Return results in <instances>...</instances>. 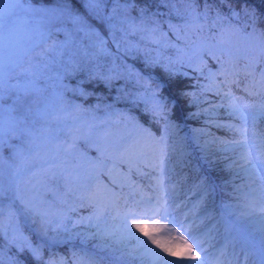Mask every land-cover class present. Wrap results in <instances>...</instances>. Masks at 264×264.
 Listing matches in <instances>:
<instances>
[{
  "label": "trees",
  "instance_id": "obj_1",
  "mask_svg": "<svg viewBox=\"0 0 264 264\" xmlns=\"http://www.w3.org/2000/svg\"><path fill=\"white\" fill-rule=\"evenodd\" d=\"M31 1L37 3L50 0ZM69 2L74 11L87 18L92 28L104 37L111 55L100 56L97 61L89 64L98 73L95 78H90L88 70L64 76L62 82L69 89L77 91L63 92L64 102L57 105L54 116L46 123L51 131L35 141L39 145V155L34 162L32 156H28L27 160L14 161L12 149L7 146L0 152L9 175L8 192L13 197L7 203L17 213L15 219L10 218L7 213L4 215L3 211L0 213V228L6 234H0V251L3 258L13 260L16 264H48L50 260L63 261V264H88V261H94L95 264H141L119 246L99 247L102 243L98 239H83L77 235L56 239L41 234L31 212L20 209L15 204L19 199L15 197L32 201L40 218H49L51 222L54 221V214L64 216L69 212L78 213L79 209L95 210L103 207L112 211L125 206L139 208L145 205L135 198L134 190L139 187L141 191L151 193V198L159 194L157 182L153 181L159 175L156 168L159 161L152 160L151 157L141 161L139 170L134 167L130 178L126 162L117 163L112 176L106 174V169L104 174L99 175V183L106 185L108 190L99 189L95 201L87 199L92 192L97 191L96 179L89 178L88 175L90 161L97 160L101 155L97 148L114 151L138 140V129L143 128L157 139L165 137V158L169 162L165 179H169V185L175 189L177 198L189 197L195 201L200 199L208 207L211 206L212 211L234 210L242 194L241 182L246 176L240 170L231 169L233 163L229 161L234 156L224 148L218 149L213 134L236 136V131L228 125L238 121L231 115L206 112L208 105L204 100L213 98L217 103L229 102L217 94L215 87L205 90L211 83L207 77L209 72L219 73L221 62L229 56L241 61L247 57L250 51L247 45L250 42L226 30L229 24L242 27L245 21L243 17L233 16L230 11L237 6L236 0H225L223 3L221 0H207L212 11L207 17L201 15L199 19L185 16V9L188 7L185 0H169V5L175 6L172 10L169 6H159V0H119L121 5H130L127 15L138 24L141 20L140 8L144 6H147L149 14L160 13L155 19L163 21L161 31L155 35L136 33L124 37L119 31V19H97L86 11L79 0ZM195 2L199 6L198 11L203 13L205 0ZM244 4L264 20V0H239V6ZM110 6L113 7V0H102L103 16H109L106 11ZM169 22L175 26L174 29H169ZM110 23L117 28L115 42L110 35ZM152 26L151 20L146 19L145 27L150 29ZM261 27L264 24H258V30ZM61 33L54 34L60 37L59 41H63ZM52 39L53 37L48 44H51ZM153 40H158L159 43H154ZM233 41L244 44L243 53L234 54L225 48ZM117 42L120 43L119 49ZM200 59L205 64L203 74L195 70ZM114 65L115 72H123L125 68L133 69L143 78L144 84L138 85L135 80L120 78L113 79L109 86L99 79V76L114 75L115 72L109 73ZM169 68L176 72L171 78L166 71ZM223 79V76L217 75L216 83ZM156 85L161 87L156 88ZM231 89L236 96L242 99L245 96L243 82L239 88L233 84ZM152 90L156 92V99L162 98L167 105L166 118L152 114ZM81 92L85 94L82 95ZM183 92L192 95L186 97L181 94ZM252 101L259 103L260 97L252 98ZM224 108L226 107L221 106L219 109ZM42 123L37 124L38 129ZM248 131L257 137L260 146H264V117H257L252 121ZM77 137H88L89 142ZM73 141L76 144L74 151L69 148ZM10 143L18 145L20 141L14 139ZM10 164L15 167L10 168ZM108 167L111 168L112 165L109 164ZM51 171L56 172L55 178L45 179L43 174ZM112 177L117 178V184L112 183ZM37 181H42V186L37 185L39 192L33 190ZM195 188L196 191L189 194ZM81 197L85 199H80ZM216 200L219 208L213 204ZM144 207L148 208L147 205ZM244 228V231L252 230L245 225ZM21 235L33 248L40 249L41 260L35 259L30 249L20 251L16 245L8 243V239Z\"/></svg>",
  "mask_w": 264,
  "mask_h": 264
},
{
  "label": "snow or ice",
  "instance_id": "obj_2",
  "mask_svg": "<svg viewBox=\"0 0 264 264\" xmlns=\"http://www.w3.org/2000/svg\"><path fill=\"white\" fill-rule=\"evenodd\" d=\"M185 2L188 4L185 9V16L187 17L199 19L201 15L207 17L208 13L212 11V6L207 3V0H205L203 13L198 11L199 6L195 0H185ZM223 2L225 0H221V3ZM101 5L102 0H83L86 11L97 19L111 21L117 18L118 14H121L119 16L121 25L119 31L123 33L124 37L136 33L155 35L161 31L160 25L163 21L155 19L156 16L161 14L158 12L149 14L147 6L140 8L141 20L138 24L127 15L130 5H121L119 0H113L112 12L107 17L101 14ZM236 5L230 11L237 18L243 17L245 23L242 27H233L229 24L226 30L249 41L250 51L242 61L234 56H229L227 60L221 62L219 73L209 72L207 79L211 83L205 90H212L215 87L217 94L222 95V99H228L227 106L231 109L230 115L235 116L240 121L239 125H228L241 136L240 140L233 142L235 146L241 148L238 156V160L241 162L239 166L242 170L254 174L257 179L264 182V146L260 147L255 156L247 147V124L249 119L254 122L258 116L264 117V27L258 30V24H264V20L250 10L246 4L242 7L239 6V0H236ZM159 6L168 7L169 0H159ZM18 13L25 14L22 20L25 25L23 29L18 27V24L21 23ZM217 16L219 17V12ZM146 19L151 20L153 26L150 29L145 27ZM66 22H70L74 27L68 30L63 26ZM168 27L170 30L175 28L170 22ZM109 29L111 38L115 42L116 25L110 23ZM60 32L64 33V40L54 41L49 45L48 41L53 34ZM79 33H83L84 37L90 40L89 45L85 46L81 42L78 37ZM152 42L159 43L158 40ZM106 44L107 41L104 37L98 31L92 29L83 16L74 11L69 0H62L56 7L40 8L26 5L25 0H0V152L7 146L12 149V159L14 161L18 159L27 160L28 156H32L33 162L35 161L36 156L39 155V145L35 141L41 135L51 131L46 127V123L48 119L54 116L57 105L64 102L63 92L67 90L77 91V89H69L62 82L64 76L88 70L91 74L90 78H95L98 73L94 72L89 64L97 61L100 56L111 55ZM117 48H120L119 42H117ZM89 49H95V51ZM210 54L218 61L220 60L219 57H215L214 53L210 52ZM204 67L205 64L200 59L195 70L203 74ZM115 69L116 66L114 65L112 69H109V73L115 72ZM166 71L170 78L176 75V72L171 68ZM183 75H188V73H183ZM217 75L224 77L219 83H216ZM120 78L135 80L138 85L144 84L139 73L131 68H125L123 72H115L114 75L99 76V79L109 86H111L113 79ZM241 82H243V92L245 93L243 99L236 96L231 89L233 84L239 88ZM160 87L161 85H156V88ZM80 94L84 95L85 93L81 92ZM181 94L186 97L192 95L189 92ZM255 97H260L259 103L252 101V98ZM152 100V114L166 118L167 105L162 98L160 100L156 99L154 90H152ZM41 122L43 123L38 129L37 124ZM138 131L140 133L138 140H133L114 151L97 148L101 155L97 160L90 161L88 174L89 178L94 177L96 179L97 191L92 192L87 197L88 200L95 201L99 189L108 190L106 185L99 183V175L104 174L107 169L106 174L112 176L117 163L126 162L128 164L129 178L133 168L139 170L141 161L146 157L158 160L159 164L163 165L167 147L165 137L161 136L157 139L151 132L143 128H139ZM14 139L20 141V143L18 145L11 144L10 141ZM77 139H84L89 142L88 137H77ZM69 148L73 151L76 150L75 141L69 145ZM3 162V157L0 155V165ZM109 164L112 165L111 168L108 167ZM9 167L12 168L15 165L10 164ZM43 175L45 179H52L55 178L56 172L51 171ZM2 177L3 171L0 169V197L5 195ZM112 183H118L116 177H112ZM37 185L42 186V181H37V184L33 185V190L39 192ZM15 199L20 200L24 212L40 215L35 211L32 201H25L19 196ZM80 199L85 198L81 197ZM2 211L3 209L0 207V213ZM105 214L103 208H97L94 214L97 221V231L92 235L103 242L98 245L99 247H109L107 241L110 240L119 244L124 238L123 236L116 238L115 232L100 226L99 222ZM16 215L17 213L12 211L10 206L9 217L15 219ZM157 216L160 218L167 217V209L165 206L160 205L159 201L155 209H145L143 211L139 208L129 209L123 214V219L125 222L129 218L133 219L131 227L143 233L147 237V241H151V244L162 249L168 256H179L182 261L205 264V261L201 258L204 252L202 241L191 235L183 226H178L179 233L168 240L167 245L170 246L161 243L153 233L162 230L174 232L175 229H168L167 224H159L158 220L155 219ZM137 220H142L143 223L135 222ZM148 220H152V223H147ZM48 223L50 221L42 219L41 227L46 228ZM124 232L128 238L136 240L138 249L142 250L141 257H149L154 264H179L177 260L166 259L155 249L150 248L147 241L136 236L131 228L127 226V223H125ZM0 234H5L3 228H0ZM185 236L188 238L185 239ZM8 243L16 245L20 251L28 248L35 259H42L40 249L33 248L22 235L19 237L13 236L8 239ZM173 247L184 249V251H173ZM127 255L135 258V252H129ZM0 264H4L2 253H0ZM10 264H16V262L10 260ZM48 264H63V261L50 260ZM88 264H95V262L88 261ZM262 264H264V261H262Z\"/></svg>",
  "mask_w": 264,
  "mask_h": 264
},
{
  "label": "rangeland",
  "instance_id": "obj_3",
  "mask_svg": "<svg viewBox=\"0 0 264 264\" xmlns=\"http://www.w3.org/2000/svg\"><path fill=\"white\" fill-rule=\"evenodd\" d=\"M26 5H31L34 8L40 7H56L59 5L62 0H50L48 2H32L31 0H25ZM79 3L83 5V0H79ZM178 6L177 4H175ZM102 7V5H101ZM170 10L175 8V6L169 5ZM103 9V7L101 8ZM113 7L110 6L106 11L109 15L112 12ZM79 14V13H77ZM102 14V13H101ZM23 13H18V17L21 20V23L18 24V27L23 29L25 25L22 23L24 18ZM83 16L82 14H79ZM120 14H118L116 20L119 19ZM84 17V16H83ZM87 24L92 28V24L88 23V19L84 18ZM68 30H71L74 26L70 22H66L63 25ZM94 29V28H92ZM56 34V33H54ZM53 34V39L51 40V44L54 41H59L60 37ZM64 40V33H61ZM78 37L80 38L81 42L87 46V42L90 40L84 37L83 33H79ZM59 39V40H58ZM49 44V45H51ZM230 44V45H228ZM226 45V49H229V52L234 54H241L245 50L244 44L241 45L236 42H231ZM217 46V45H216ZM251 48V45H247ZM90 51H95V49H89ZM208 105L206 108V112L210 113H217L218 115H230L231 109L227 106L228 103H217L213 100V98H207L204 100ZM240 102V101H238ZM258 103V102H255ZM221 106H224V110L219 109ZM233 116V115H231ZM261 117V116H258ZM234 120H237L238 123L232 125H239L240 121L233 116ZM252 120L249 119L247 124V129L250 126ZM214 136V143L218 146V149H226L228 153L231 152V155L234 156L230 163L231 169L233 171H239L245 174L246 178L241 182L242 183V194H240V199L237 201V206L233 211H212L211 209L207 208V204L202 201H191L186 200L185 198L177 199L175 189L170 187L169 179H165L166 171L169 169L168 161L164 157L163 165L161 166L156 163V168L158 170V176H155L153 181L157 182L156 187L159 189V194L155 198H151V193H145L140 190V188H136L134 193L136 194L135 198L141 201V204L147 205L149 209H155L157 207V202L159 201L160 205H163L167 209V217L160 218L159 216L155 217L158 220L159 224H167L168 229H175L174 232H170L168 230H162L158 233H153L161 241L167 245L168 240L179 233V227L183 226L186 228L189 233L195 236L197 239L202 241V247L204 248V252L201 258L205 261V264H248L247 259L249 258L248 252L250 251L249 245H247V240L245 236H237L233 234V228L236 223H243L245 226L253 228L255 231L251 235H256V238L262 246V252L259 254V262L258 264H262L264 261V182L257 179L254 174H250L247 171L241 169L240 161L238 160L239 153L241 151L240 147H237L233 144L234 141L240 140L241 136L239 133L236 136H219L216 133L213 134ZM257 137L254 136L250 131L247 132V147L248 149L255 154L260 149V142L256 139ZM0 169L3 171V187L5 190V195L0 197V207L3 208L4 215L7 213L9 215L10 205H8L7 201H11L13 199L12 196L9 195V184H8V174L7 169L5 168V164L3 163L0 165ZM197 188V187H196ZM195 189H192L189 194H193ZM20 200L15 203L18 205L20 209H23V205L19 202ZM215 203V202H213ZM145 205H141L139 209L141 211L148 209L145 208ZM184 208L185 210H179ZM103 208V207H97ZM104 209V208H103ZM129 209H135L131 207H123L121 209L116 210H106L105 209V216L99 222L102 228H107L109 231L116 233V238L123 236V240L121 243L116 244L113 241H107L109 245H114V247H118L124 249L128 252H135V259L141 262V264H154V262L147 256L141 257L142 250L138 249L137 242L135 239L128 238L126 233L124 232L125 223L127 226L131 228V231L135 233L141 240L147 241V237L143 235V233L138 232L135 228L131 227L133 223V219L129 218L127 222L123 219V214L127 212ZM194 210L195 213L190 215L189 213ZM95 210H88V209H79L78 213H67L64 216H61L60 213L54 214V221L51 222L49 218H45L47 221H50L46 225V228L41 227V219L39 215L32 214L35 222L38 224L39 232L47 237H52L56 239H63L64 237L76 235L83 239L89 240H97L98 238L93 237V233L97 231L96 225L97 221L95 219ZM39 212V211H38ZM44 214V213H43ZM53 215V214H52ZM61 218H59V217ZM91 218V219H90ZM44 219V220H45ZM232 221V222H231ZM135 222L143 223L142 220H137ZM232 225H229V223ZM17 224V222H15ZM147 223L151 224L152 220H148ZM147 230V229H146ZM182 234V233H181ZM188 237L185 236V239ZM101 243H103L100 239H98ZM148 246L150 248L155 249L156 252L160 253L161 256H164L166 259L169 260H177L179 264H194L191 261H182L180 260L179 256H168L167 253H164L162 249L156 248L155 245L151 244V241H147ZM191 243V241H189ZM170 246V245H167ZM195 247V245H194ZM173 251L176 252H183L184 249H179L173 247ZM0 253H2L0 251ZM6 258V257H5ZM4 260V264H10V260Z\"/></svg>",
  "mask_w": 264,
  "mask_h": 264
}]
</instances>
